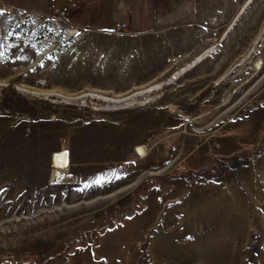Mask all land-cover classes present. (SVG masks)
Segmentation results:
<instances>
[{
  "label": "rangeland",
  "instance_id": "374dc122",
  "mask_svg": "<svg viewBox=\"0 0 264 264\" xmlns=\"http://www.w3.org/2000/svg\"><path fill=\"white\" fill-rule=\"evenodd\" d=\"M243 2L135 0L123 30L0 2V264H264V0L232 20Z\"/></svg>",
  "mask_w": 264,
  "mask_h": 264
},
{
  "label": "crops",
  "instance_id": "0c3cea01",
  "mask_svg": "<svg viewBox=\"0 0 264 264\" xmlns=\"http://www.w3.org/2000/svg\"><path fill=\"white\" fill-rule=\"evenodd\" d=\"M0 2L17 9L62 18L74 26L84 25L90 29H109L113 27L115 21H129L135 4V0H0ZM245 2L246 0L240 5L232 20L237 17ZM154 28L155 26H149L143 29Z\"/></svg>",
  "mask_w": 264,
  "mask_h": 264
},
{
  "label": "built area",
  "instance_id": "2783aa9c",
  "mask_svg": "<svg viewBox=\"0 0 264 264\" xmlns=\"http://www.w3.org/2000/svg\"><path fill=\"white\" fill-rule=\"evenodd\" d=\"M3 9H4V12H6L8 14H10V13L13 12L12 7H10V6H3ZM19 13H22V11H19ZM113 27L116 30H123V29H126L127 28V25L124 22L116 21L113 24ZM180 55H181L180 53L171 55V56L168 57V61H175V60H177L180 57Z\"/></svg>",
  "mask_w": 264,
  "mask_h": 264
},
{
  "label": "bare ground",
  "instance_id": "6f19581e",
  "mask_svg": "<svg viewBox=\"0 0 264 264\" xmlns=\"http://www.w3.org/2000/svg\"><path fill=\"white\" fill-rule=\"evenodd\" d=\"M251 0H246V2H245V4H244V6H243V8L247 5V3H249ZM243 8L241 9V11L243 10ZM240 11V12H241ZM239 12V13H240ZM239 15V14H238ZM237 15V16H238ZM211 49H213V48H211ZM205 51H207V50H205ZM206 55V52H202V53H200L199 55H197L196 57H194L193 58V60L192 61H190L188 64H186L183 68H181V70H188V68H190V67H193V65H195L199 60H201L204 56ZM206 57V56H205ZM182 72V71H181ZM180 73V72H179ZM205 113V112H204ZM207 113V112H206ZM203 114V113H202ZM200 117V116H199ZM206 117V116H205ZM207 117H209V116H207ZM202 118V117H201ZM204 118V117H203ZM196 120H197V118H196ZM207 120V119H206Z\"/></svg>",
  "mask_w": 264,
  "mask_h": 264
},
{
  "label": "snow or ice",
  "instance_id": "6c2138e0",
  "mask_svg": "<svg viewBox=\"0 0 264 264\" xmlns=\"http://www.w3.org/2000/svg\"><path fill=\"white\" fill-rule=\"evenodd\" d=\"M4 13H3V10H0V16H2ZM77 35H79V34H77ZM0 55H2V54H0ZM66 155V154H65ZM103 177H101L99 180H97L96 181V183H101L102 181H103ZM87 186V185H86Z\"/></svg>",
  "mask_w": 264,
  "mask_h": 264
}]
</instances>
